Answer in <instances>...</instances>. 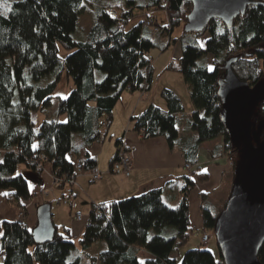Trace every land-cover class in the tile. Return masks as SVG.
<instances>
[{"label": "trees", "instance_id": "trees-1", "mask_svg": "<svg viewBox=\"0 0 264 264\" xmlns=\"http://www.w3.org/2000/svg\"><path fill=\"white\" fill-rule=\"evenodd\" d=\"M84 4L88 8L84 9ZM155 9L167 11L169 19L166 26H159V32L147 25L149 20L156 23L150 13L144 22L128 28L136 12ZM111 10L116 11V17ZM192 10L190 0H0V193H5L10 205L23 209V200L33 199L20 167L34 172L40 184L42 172L37 165L42 155L45 163L53 166V176L61 180L57 187H73L65 183L67 177L74 176L72 156L82 161L86 171L96 169V159L88 149L99 139L101 123L106 124L102 134L106 135L122 95L151 90L154 64L150 50L157 46L168 49L173 41L166 46L163 40L171 39L179 26L184 29ZM84 11L92 23L88 34L80 23ZM80 30L83 38L74 39ZM183 35L182 56L170 61L167 70L182 73L188 85L195 109L185 132L194 133L193 137H180L179 115L185 106L172 89L160 93L168 110L149 105L133 117L132 129L143 132L145 139L165 138L170 149L179 148L186 164L196 170L186 177L175 207L163 201L162 190L92 205L81 244L88 251L93 244L104 242L105 250L99 255L88 254L100 264H224L222 256L218 259L204 244L188 249L180 262L174 254L195 235L189 196L196 186L193 176L202 170L198 156L205 142L221 140L223 154L231 158L234 182L239 150L222 122L218 91L234 59L237 61L230 69L240 81L256 86L264 79V6H248L231 28L213 19L204 31L187 33L184 29ZM206 35L202 45L199 40ZM60 46L73 51L65 60L59 56ZM208 56L213 60L212 69ZM64 70L74 82L71 94L59 99L58 111L67 114V122L44 120L37 129L33 114L51 106ZM253 120L264 121V103ZM121 142L118 139L117 147ZM197 180L206 182L208 175L198 174ZM230 193L217 211L203 200L202 231L210 233V238ZM132 201L137 209L119 214V206ZM34 229L14 222L0 235V264H82L78 257L70 260L78 251L71 230L60 233L55 226L54 238L38 244L33 239ZM143 252L151 258L141 263ZM259 253V262L264 264V244Z\"/></svg>", "mask_w": 264, "mask_h": 264}, {"label": "crops", "instance_id": "crops-1", "mask_svg": "<svg viewBox=\"0 0 264 264\" xmlns=\"http://www.w3.org/2000/svg\"><path fill=\"white\" fill-rule=\"evenodd\" d=\"M158 11L159 10L155 9L148 12H138L140 15H143L139 18L136 17L138 16L136 12V16H134V19H132L131 22L137 19H142L139 20L137 24L142 23L145 21L144 15L150 13V16L160 24ZM131 22L130 25H132ZM160 26L166 25L160 24ZM91 27L92 23L90 28L84 30V33L88 34ZM199 41H201V39ZM175 51L176 54L169 55L168 60L164 61L165 64L168 65L170 61L178 60L182 56L181 50L178 51V49L175 48ZM162 57L163 56L158 59L157 63L153 60L154 71ZM175 76L177 77V75ZM155 78L156 75L154 74L150 91L143 94L139 91H127L122 95V99L116 105L114 111V123L108 129L106 135L100 136L96 143L88 149L90 155L96 159V169L107 173L112 159L118 152L116 145L118 139L126 140L128 151L131 153L132 161H134L130 177L105 174L101 180L93 182L89 174H82L77 176L75 186L73 187H53L51 186L52 167L48 165L46 166L45 171L41 174L42 182L40 184L38 183V177L36 174L28 170L29 173L33 174L26 177L29 186L31 187L32 198L34 199V196L42 191L50 193V199L48 202L52 203L51 208L54 225L56 226V229H59L60 233L69 229L71 230L73 239L78 241L84 233L85 226L89 220V214L93 207L92 205L142 197V195L149 194L155 190H162L164 192L163 201L171 207L178 205L182 195L181 189L187 183L186 177H191L193 171L196 170V167L192 168V170H187L185 168L186 162L180 149H170L165 138L144 139L140 133H137L132 129L133 117L145 112L149 108V105L168 110V106L162 95L159 96L155 94L157 97L155 98V96L151 94L155 87ZM178 81L181 82L180 77ZM186 109L187 113L185 116L187 117V122L193 111V106L190 108V105L186 104ZM179 116L183 117L184 114ZM182 122L183 118L181 124ZM185 128L186 124L185 127H183V131H186ZM193 135L194 133H187L186 136H182L180 133V137L182 138H191ZM208 147L206 148V144H203L198 156V167L202 168L198 174L202 173L208 175V180L201 183L197 180L198 174L194 175L193 178L196 180V186L189 196L190 221L194 228V237L199 240L200 244L202 243L200 231L203 227L201 212L202 204L207 199L214 197L225 184H229V187H231L232 182L231 158L228 154H223L222 142L218 141L215 144L211 143ZM71 160L73 162L76 161L74 156L71 157ZM203 196H205L204 199H202ZM67 199L71 200V204L66 205L70 208L65 210L59 207L57 211L54 212L55 208H53V205H64V201ZM223 201L224 200H222L221 203H223ZM32 205L34 206V204H27L24 202L23 208L28 210L25 220L26 226L30 229L35 228L38 224L37 218L34 220L32 215L33 212H31V210H33ZM16 209L14 208L15 211L13 213V218H15L18 213ZM132 209H137V204H135L134 201L128 202L127 204L122 203L119 206L118 211L119 214H125ZM60 211H64V214H61ZM78 212L82 213L84 218L83 221L76 220L75 215ZM198 233H200V235ZM210 240L211 238L209 239V242ZM209 242L207 244H209ZM95 246H101L100 249L102 250H105L106 247L104 242H101V245H98V243L93 244L90 249L96 248ZM139 258L141 263H144L145 260L151 258V255L143 252ZM87 264H89V262Z\"/></svg>", "mask_w": 264, "mask_h": 264}, {"label": "water", "instance_id": "water-1", "mask_svg": "<svg viewBox=\"0 0 264 264\" xmlns=\"http://www.w3.org/2000/svg\"><path fill=\"white\" fill-rule=\"evenodd\" d=\"M193 10L184 29L199 33L211 20L232 27L248 6L260 5L254 0H190ZM227 66L228 73L220 81L222 122L233 146L238 147L234 182L226 207L216 220L214 233L224 264H262L259 252L264 244V121H254L257 109L264 103V79L251 86L240 81ZM38 224L33 239L42 244L56 233L49 203L38 207Z\"/></svg>", "mask_w": 264, "mask_h": 264}, {"label": "rangeland", "instance_id": "rangeland-1", "mask_svg": "<svg viewBox=\"0 0 264 264\" xmlns=\"http://www.w3.org/2000/svg\"><path fill=\"white\" fill-rule=\"evenodd\" d=\"M83 7H84V9L88 8V6L86 4H84ZM137 15L138 16H136V14H135V16L138 18L140 16H143V15H140L138 12H137ZM158 15H159V19H160V24L161 25H167V23L169 22L167 11L165 12L163 10H159ZM144 16L146 18H148L147 14H145ZM80 20L82 23V28L84 30L90 28L91 20H90V16L87 14V12L84 11ZM139 20H142V19L134 20L133 22H131L132 25H128V28L130 29V28L134 27L139 22ZM160 24L158 22L155 23V25H158V26H160ZM174 30L175 31L172 34L171 39H169V37H167L166 39L163 40L166 46H168L169 42L173 41L172 45L170 47H168V49L163 50L162 47L157 46V48H153L150 50V52H151L150 56H152V60H154L156 63H157L158 59L161 56H163L161 61L158 62L157 67H155V69H156L154 71V74L156 75L155 82H154L155 87H154L153 91L151 92V94L154 95L155 98H157L156 95L160 96V93L163 89H168V90L172 89L175 92V94H177L182 99V102H183V105L185 106V109H186V104H187V105H190V108H191V106H193V111H194L195 107H194V104L191 103L190 94L188 91V85L184 81L183 74L172 71V70L168 71L167 68L169 66V63L167 65L164 62L165 60H168L169 55L176 54L175 48H177L178 51L181 50L182 41H183V39H185V37L183 35L184 34L183 25L179 26L178 28H176ZM153 32L156 33V32H159V30L156 32L155 31H153ZM73 36H74V39H76V40H81L83 38V35L81 34V30L79 32L75 33ZM207 36H209V35H206V36L200 38L202 44H205V42L207 40L206 39ZM158 39H159V37H158ZM175 41H177V43H174ZM72 52L73 51H68L65 48H63L62 46H60L59 56L61 57L62 60H65ZM208 60H209V68L212 69L213 60H211V57H209V56H208ZM166 65H167V67H166ZM175 75H177V77ZM97 76H99L100 80L104 78L102 73H100L99 71H97ZM179 77L181 78V82L178 81ZM61 78H62L61 82L58 84L56 91L54 93V98L52 99L53 102H52L51 106L49 108L45 109L44 111L33 114V121L35 122L37 129H39L42 126L44 120H52L53 119V120L58 121L60 123L67 122V114L66 113L62 114L58 111V105H59V101H60L59 99L67 98L71 94L72 90L74 89V82H73V79L68 76L66 70H64L62 72ZM46 80H49V78ZM192 112H191V114H192ZM186 113H187V109L182 113V114H184L183 117L179 116L181 119L183 118L182 124L178 125L180 133L182 136L187 135V133L185 131H183V127H185V124H186V118H187L185 116ZM142 138H144V137L142 136ZM218 141H221V140L215 139L214 141L205 142L206 148L209 146V144H211V143L215 144ZM44 165L45 166L48 165L50 167H53L49 163H45ZM133 165H134V163H133ZM187 170H189V169H187ZM190 170H192L191 167H190ZM20 172L21 173L23 172L25 177H28V175H33V174L29 173L28 170H26V166H24V165H22L20 167ZM198 172H200V171H197L195 173V175H197ZM53 177H54L53 173H51V179H52V185L51 186L55 187L56 185L55 186L53 185ZM230 190L231 189L229 187V184H225L224 187L222 189H220V191H218V193L214 197L206 200V204L207 205L210 204L212 207H214L215 210L218 209V207H221V205H222V203H221L222 200H225L228 197ZM4 196H5V193L3 191H1V193H0V223H1V233H3V234L7 233L8 228L15 222L14 219L19 217V213L20 212L22 213L21 210H23V209H20L19 207L10 205V203L8 202L7 199H5ZM49 196H50L49 192L42 191V192L37 193L34 196V199H32L30 201L23 200V204H24V202H26L27 204H29V203L34 204V206L32 205L33 210H31V212H33L32 215L34 217V220H35V218H37L38 207L41 205H45V203H49L48 202V200L50 199ZM59 207L62 209H65V210L70 208L69 206H66L65 204L64 205H57L56 204V205H53V208H55L54 212H56ZM14 208L15 209L17 208L16 210L18 211L15 218H13V213L15 211ZM24 210H25V213H24L25 214L24 220H25L27 217V211L28 210L27 209H24ZM60 212H61V214H64V211H60ZM25 223H26V220H25ZM200 232H201L200 237H201V241H202L201 245L204 244L202 246L206 250L211 251L213 253V255L219 259L221 257V255L219 252V247H218V244L216 241L215 234L212 235V238H211L209 244H207V242H205V237L208 236L210 239L211 234L208 232H203L202 229ZM198 234L200 235V233H198ZM75 241H76V246H77L78 251L73 252L70 260L72 259V257L73 258L78 257L81 259L82 264H87L88 262H89V264H100L99 262H96L95 260L90 259L88 254L89 255L92 254L94 256L99 254L102 251V249H100L101 246H99V247L95 246L96 248L88 249V251H87V250H84L82 247V244H81L82 237L78 241L77 240H75ZM97 243H98V245H101L100 242H97ZM199 244H200L199 240H197L193 236L191 238V240L188 242V244H184L183 246H181L179 248V250L174 254V257H178V260L180 262L182 260V258L184 257L183 255L188 251V249L198 248L200 246Z\"/></svg>", "mask_w": 264, "mask_h": 264}, {"label": "built area", "instance_id": "built-area-1", "mask_svg": "<svg viewBox=\"0 0 264 264\" xmlns=\"http://www.w3.org/2000/svg\"><path fill=\"white\" fill-rule=\"evenodd\" d=\"M166 6H167V1L165 3H163V8L166 9ZM111 14L113 15V17L117 16L116 11L111 10ZM147 25L149 26L151 31L156 32L159 30V26L155 25V23L152 20H149L147 22ZM101 127H102V133L100 136H102V134L105 131L104 129L106 127V124L104 121L101 123ZM140 134L143 136V132H141ZM117 151L118 152H117L116 156L112 159L107 173L101 172L97 169L86 171L84 164L81 163L80 160L76 159V161L74 162V164H75L74 176L72 178L67 177L65 183H67L68 185L75 186L77 176L82 175V174H89L91 176L93 182H98L99 180H101L103 178V176L105 174H113V175H117V176L123 175L125 177H130V175L132 173L131 170L133 168L134 161H132L131 153L128 151V144H127L126 140L125 141L122 140V142L117 147ZM45 162H46V157L44 155H42L40 157V161L38 162V165H37L42 173L44 172V170L46 168V166L44 165ZM185 168L190 170V165L185 164ZM60 182H61V180L58 179L56 176L53 177V185L54 186L59 185ZM64 204L65 205L71 204V200L67 199L64 202ZM21 211H22V213L20 212L19 217L15 218L14 221L17 224L24 226L26 224L25 220H24L25 210H21ZM75 218L77 221L78 220L83 221V219H84L82 213H80V212H78L75 215ZM208 241H209V237L206 236L205 242H208Z\"/></svg>", "mask_w": 264, "mask_h": 264}, {"label": "snow or ice", "instance_id": "snow-or-ice-1", "mask_svg": "<svg viewBox=\"0 0 264 264\" xmlns=\"http://www.w3.org/2000/svg\"><path fill=\"white\" fill-rule=\"evenodd\" d=\"M10 10V9H9ZM0 235H3V233H0Z\"/></svg>", "mask_w": 264, "mask_h": 264}, {"label": "bare ground", "instance_id": "bare-ground-1", "mask_svg": "<svg viewBox=\"0 0 264 264\" xmlns=\"http://www.w3.org/2000/svg\"><path fill=\"white\" fill-rule=\"evenodd\" d=\"M82 162V161H81Z\"/></svg>", "mask_w": 264, "mask_h": 264}]
</instances>
